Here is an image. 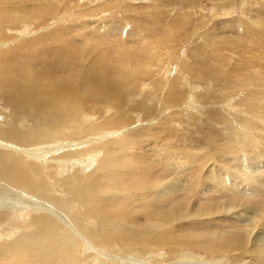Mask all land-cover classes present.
Listing matches in <instances>:
<instances>
[{
  "label": "bare ground",
  "instance_id": "obj_1",
  "mask_svg": "<svg viewBox=\"0 0 264 264\" xmlns=\"http://www.w3.org/2000/svg\"><path fill=\"white\" fill-rule=\"evenodd\" d=\"M182 1L192 15H207L193 5L197 0ZM210 1L214 7L208 13V20L198 21L201 29L220 15L233 14L237 9L233 4L237 0ZM28 4L31 5L28 7ZM55 9L49 0H0V103L5 107L0 113V264H147L124 256L136 247L145 253L168 248L170 258L179 257L186 246L215 254L237 251L263 257L264 240L257 243L258 235L256 238L242 233L231 237L221 232L201 240L200 231L181 236L172 234L175 223L182 224L189 217L226 213L222 207L229 198V193L223 195L218 190L216 199L196 206L194 201L190 203L194 196L191 190L188 191L190 200L169 208L159 201L182 190L178 177L169 170L171 175L167 182H153L151 164L133 161L137 148L143 146V141L146 146L150 139L146 131L132 124L140 118L158 117L163 109L186 101L184 80L177 76L163 84V93L156 95L153 90L161 85L156 79L149 91L142 88L144 92L138 93L139 89L134 97L129 93L136 88L133 80L151 75L148 68L141 70L131 59H125L120 65L100 69L84 63L85 56L84 62H60L59 71L63 72L55 75L50 57L52 44L46 42L52 40L51 33L43 35L42 32L30 40L28 32L17 29L15 34L20 35H14L13 41V36L8 34L11 31L7 30L21 21L41 27L58 17ZM229 20L211 22V31L206 36L227 38L228 32L222 31L220 26H236ZM237 25L245 28L244 24ZM27 27L28 24L19 29ZM58 44L56 40V47ZM90 48H83V53L90 52ZM147 59L150 63L155 58ZM19 60L23 64H18ZM262 60L264 57L244 64L247 78L253 77L250 69L262 64ZM32 63L34 66L44 64L47 68H33ZM251 97L257 100L256 95ZM199 99L205 101L214 97L204 94ZM92 102L98 104L93 107L94 113L86 107ZM191 102L199 104L198 100ZM250 110L257 112L253 105ZM200 113L195 111L193 116L199 118ZM213 117L227 121L219 113ZM123 126L127 127L122 129L120 137L113 134L117 133L115 128ZM134 129L140 135L139 140L135 138ZM148 131L151 130L148 128ZM190 142L193 138L187 137L180 151L173 149L168 154L182 152L190 166L198 165L199 169L191 177L199 183L201 172L216 157L207 153L202 164L201 148L193 157ZM223 176V172L216 173L218 183L226 181ZM144 188L149 191L144 193L141 202L130 207L135 199L132 201L128 194ZM72 210H78L80 216H71ZM4 238L8 241L2 242ZM119 246L126 254L118 256Z\"/></svg>",
  "mask_w": 264,
  "mask_h": 264
},
{
  "label": "rangeland",
  "instance_id": "obj_2",
  "mask_svg": "<svg viewBox=\"0 0 264 264\" xmlns=\"http://www.w3.org/2000/svg\"><path fill=\"white\" fill-rule=\"evenodd\" d=\"M49 2L56 6L58 14L57 18H51L49 24L45 23L36 28L37 26H33L29 21H21L17 25L19 27L16 25L8 27L7 30L11 32H7L13 36L11 37L13 41L20 35L15 34L14 30L17 29L25 34L28 32L30 40L35 38L33 37L35 35L51 33L52 40L46 42L52 44L50 57L52 73H56L55 75L63 72L59 71L60 62L76 63L79 60L84 62L85 56L84 63L100 69L120 65L125 59H131L141 70L148 68L151 75L133 80V86L136 88L131 89L129 93L134 97L139 89L138 93L149 91L156 79L161 82L160 86L153 88L156 95L163 93V84L172 82L177 76L184 80L186 101L163 111L157 107L156 109L161 111L158 117L140 118L138 124L136 122L132 124V127L138 126V130L146 131L150 139L146 146L143 141V146L137 148L135 158L132 160L142 165L151 164L150 168L154 171L151 175L153 182H167V177L169 178L171 174L178 177L182 190L159 201L169 208L188 201L190 198L188 191L191 190L194 196L189 200L192 204L194 201L196 206H204L208 199H216L218 190L223 192V195L229 193V198L225 207H222L226 213L218 214L219 216L213 214L209 216L210 218L189 217L182 224L175 223V231L172 234L181 236L190 231H200L203 240L207 235H217L221 232H226L231 237L249 233L255 237L258 235L257 243L264 240V60L262 64L255 66L256 68L250 69L253 77L247 78L248 71L243 69L248 60L264 57V0H237L233 3L237 7L233 14L220 15L212 20L211 22H220L231 19L230 24L236 23V26L232 27L226 24L220 26L222 28L220 29L226 30L229 35L227 38L221 35L216 39L206 36V33L211 31V22L206 23L202 29L198 27V21L208 20V13L213 10L214 4L210 0H197L193 3L207 15L199 13L192 15L182 0H49ZM30 5L28 4V7ZM154 11L157 12L156 15H152ZM239 23L244 24L245 28L239 27L237 25ZM27 24L29 27L26 30L19 29L20 26ZM56 40L59 47H56ZM89 46L91 51L83 53V48ZM148 57L155 59L149 63ZM202 63L206 64L200 68L199 64ZM18 64L23 62L19 60ZM30 66L47 68L44 64L34 66L32 63ZM204 94L214 99H204L205 101L199 99ZM250 95H256L257 100L252 99ZM193 100L199 102L196 104L197 109L195 103L191 102ZM95 105L98 104L92 102L86 104V107L92 109L91 113H94ZM250 105L256 107L257 112L251 111ZM4 109V105L0 103V113H3ZM195 111L201 112L199 118L193 116ZM215 113L224 115L227 121H218L213 117ZM212 117L216 121L215 119L211 121ZM127 126L115 128L117 133L113 134L120 137L124 131L122 129ZM148 128L151 131H148ZM134 130L135 138L139 140L140 135L136 129ZM187 137L193 138L189 145L193 157L198 155L201 148L202 164L206 161L207 153L216 157V162L211 160L201 172L199 183L191 177L199 169L198 165L190 166L182 152L178 155L168 154L173 149L180 151L183 148L182 142ZM216 165H219L220 170ZM169 170L171 174H168ZM222 172L226 181L218 183L216 173ZM230 176L237 178L238 181H232ZM148 191L144 188L136 193H129L128 197L132 201L135 199L131 201L132 205L129 204L130 207L141 202L144 193ZM70 215L74 218L80 216L78 210L70 211ZM6 240L8 241V238H4L2 242ZM136 249L126 254L120 247L118 256L126 254L125 257L143 260L147 264H264V256L249 252L215 254L186 246L180 251L179 257L170 258L168 248L152 253H145L139 247ZM159 261L160 263H157Z\"/></svg>",
  "mask_w": 264,
  "mask_h": 264
}]
</instances>
